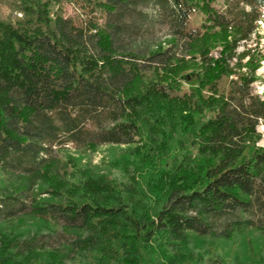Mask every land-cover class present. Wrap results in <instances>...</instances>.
Listing matches in <instances>:
<instances>
[{"label": "trees", "instance_id": "16d2710c", "mask_svg": "<svg viewBox=\"0 0 264 264\" xmlns=\"http://www.w3.org/2000/svg\"><path fill=\"white\" fill-rule=\"evenodd\" d=\"M86 1L91 13H105L103 23L85 17L76 24L53 11L54 0H19L22 17L0 20V172L18 178L0 190V223L29 215L61 226L69 237L63 248L36 264H65L70 252L91 256L90 264H146L142 251L153 242L165 264H175L165 246L186 244L190 232L223 240L249 229L264 235V147L257 144L264 96L253 88L264 62L257 32L264 0H222L221 8L216 0ZM195 11L202 22L190 29ZM127 16L163 24L165 40L122 50L124 25H138L123 23ZM182 82H195L194 90L176 94ZM177 127L191 135L196 156L161 173L173 184L156 209L130 207L124 198L134 197V185L109 174L60 176L55 146H129L147 133V150L138 154L153 164L158 135ZM39 179L48 198L31 194ZM13 238L1 241L0 264H16Z\"/></svg>", "mask_w": 264, "mask_h": 264}, {"label": "rangeland", "instance_id": "374dc122", "mask_svg": "<svg viewBox=\"0 0 264 264\" xmlns=\"http://www.w3.org/2000/svg\"><path fill=\"white\" fill-rule=\"evenodd\" d=\"M216 8L222 7V0L214 1ZM19 0H0V20L15 22L22 17ZM61 8L63 16L72 18L76 24H80L85 17L96 18L99 23L105 20V13L90 12V5L86 0H54L53 11ZM140 8V7H139ZM202 14L198 11L192 12L189 17L188 28H199L202 22ZM134 21L130 16L124 18L123 23ZM135 22V21H134ZM258 34L262 36L259 40L264 46V17L259 22ZM138 24V25H136ZM144 22H135V30L129 25H124L126 31L119 34L122 38L118 45L122 50H132L143 43L146 38L163 41L167 36V27L157 24L154 27L145 26ZM140 25L146 28L147 34L141 37ZM144 25V26H143ZM128 26V27H127ZM132 29L134 31H132ZM132 31V32H131ZM151 33V34H149ZM250 45L254 46L255 42ZM242 48V47H240ZM216 54V51H214ZM257 80L253 83L254 90L264 96V62L256 71ZM228 78L223 77L219 81V88L226 89ZM195 88V82H182L180 89L175 92L178 95L190 93ZM261 133L258 145L264 147V123L257 127ZM171 134L165 129L164 134L158 135V145H152L155 149L151 153L153 164L142 160L139 151L147 150L148 134L144 133L136 137L137 142L133 145H111L102 144L94 147H78L68 142L66 145L55 146L56 158L60 176L64 180L76 181L83 177V173L100 176L109 174L118 181L125 184H133L135 195L125 196V202L130 207L146 205L150 209H156L163 201L168 188L173 184L167 177L161 175L163 172H171L176 164L184 158L196 156L195 147L191 143V135L182 127ZM162 142L166 143V150L156 148ZM140 147V150H136ZM17 174H2L0 172V190L11 180H17ZM39 179L32 188L33 197L36 199L48 198L44 192L46 184ZM140 199V200H138ZM61 226L53 222H47L37 217L24 215L9 222L0 223V260L2 258L1 241L7 237H14L10 260L16 264H36L40 259L47 257L48 252L57 248H63L64 236ZM17 243V244H15ZM15 244V246H14ZM155 242L150 248L143 249V259L146 264H165V256L157 247ZM170 255L179 259L175 264H209L211 260L222 259L226 264H264V235L249 229L242 234H236L231 240H223L209 235H198L189 233L186 244L178 246H165ZM97 255H92L96 257ZM91 256L78 252H70L69 259L65 264H90Z\"/></svg>", "mask_w": 264, "mask_h": 264}]
</instances>
